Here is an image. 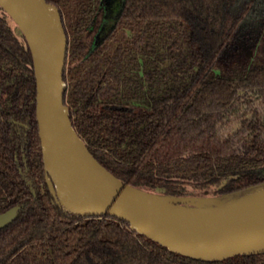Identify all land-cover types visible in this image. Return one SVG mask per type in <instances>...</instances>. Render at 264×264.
Returning a JSON list of instances; mask_svg holds the SVG:
<instances>
[{"label":"trees","instance_id":"16d2710c","mask_svg":"<svg viewBox=\"0 0 264 264\" xmlns=\"http://www.w3.org/2000/svg\"><path fill=\"white\" fill-rule=\"evenodd\" d=\"M48 1L69 37L73 125L107 168L165 196L264 189V0H122L99 40L101 0ZM16 204L0 264H264L192 258L66 210L47 183L32 52L0 5V212Z\"/></svg>","mask_w":264,"mask_h":264},{"label":"water","instance_id":"95a60500","mask_svg":"<svg viewBox=\"0 0 264 264\" xmlns=\"http://www.w3.org/2000/svg\"><path fill=\"white\" fill-rule=\"evenodd\" d=\"M7 1L34 33L36 52L18 18L0 1L23 32L32 52L36 115L47 183L66 210L83 216L122 218L132 229L170 250L201 260L220 261L238 255L264 254L263 217L191 214L151 204L131 193L128 186L148 188L131 184L107 168L73 125L70 107L65 102L69 38L61 10L48 0ZM112 2L109 1L108 9ZM164 193L178 198L190 196ZM20 208L21 205L16 204L0 212V229L18 216Z\"/></svg>","mask_w":264,"mask_h":264},{"label":"bare ground","instance_id":"6f19581e","mask_svg":"<svg viewBox=\"0 0 264 264\" xmlns=\"http://www.w3.org/2000/svg\"><path fill=\"white\" fill-rule=\"evenodd\" d=\"M18 18L23 29L36 52V42L28 22L8 3L7 0H0ZM128 190L137 197L143 198L151 204L165 205L182 212L206 216H218L224 218L263 217L264 218V190L253 193L243 199L234 198L228 201H221L217 198H202L194 205L174 202L172 197L150 192L138 187L128 186ZM241 196V195H240ZM233 197V196H232ZM177 199V198H176ZM198 199V198H197ZM179 201V200H178Z\"/></svg>","mask_w":264,"mask_h":264},{"label":"flooded vegetation","instance_id":"af4514ba","mask_svg":"<svg viewBox=\"0 0 264 264\" xmlns=\"http://www.w3.org/2000/svg\"><path fill=\"white\" fill-rule=\"evenodd\" d=\"M110 0H101V5L104 10L105 17L103 19V22L97 32L96 39H104L107 35L108 32L113 29L114 22L117 18V15L119 13V10L122 5V0H113L111 3V7L108 9V3ZM107 29V31H106ZM101 33V34H100ZM69 38V37H68ZM70 52V43L68 44V56ZM67 56V60H68ZM66 68H67V62H66ZM66 71V70H65ZM68 85V84H67ZM68 88V86H67ZM121 109V108H118Z\"/></svg>","mask_w":264,"mask_h":264},{"label":"rangeland","instance_id":"374dc122","mask_svg":"<svg viewBox=\"0 0 264 264\" xmlns=\"http://www.w3.org/2000/svg\"><path fill=\"white\" fill-rule=\"evenodd\" d=\"M247 51L249 53H251V49L250 48ZM189 189L192 190L193 194H195V195H190V196L183 197V198L172 197V200L174 202H178V203H182V204L194 205L197 202H199L200 199H202V198H217V199H220L221 201H228V200H232L234 198L243 199V198L253 194V193H251V194H249V193H239V194H228V195H216V194H214V192L216 190L215 188H210L209 190H202V191L201 190H193V188H191V187ZM262 190H264V189H262ZM205 191H209L210 194H205ZM259 191H261V190H259ZM254 193H256V192H254Z\"/></svg>","mask_w":264,"mask_h":264}]
</instances>
